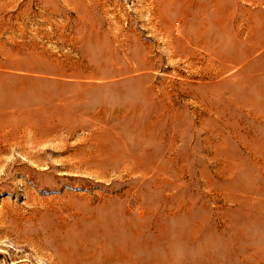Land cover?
Listing matches in <instances>:
<instances>
[{"label":"rangeland","instance_id":"obj_1","mask_svg":"<svg viewBox=\"0 0 264 264\" xmlns=\"http://www.w3.org/2000/svg\"><path fill=\"white\" fill-rule=\"evenodd\" d=\"M262 1L0 0V264H264Z\"/></svg>","mask_w":264,"mask_h":264},{"label":"bare ground","instance_id":"obj_2","mask_svg":"<svg viewBox=\"0 0 264 264\" xmlns=\"http://www.w3.org/2000/svg\"><path fill=\"white\" fill-rule=\"evenodd\" d=\"M262 1V0H261ZM262 2H264V0L262 1ZM133 219V218H132ZM67 222V221H66ZM114 223V222H113ZM150 224V223H149ZM190 225V224H189ZM110 236V235H109ZM125 245V244H124ZM107 249V248H106ZM132 250V249H131ZM119 251V250H118ZM118 257V256H117ZM107 261V260H106ZM107 263V262H106Z\"/></svg>","mask_w":264,"mask_h":264}]
</instances>
